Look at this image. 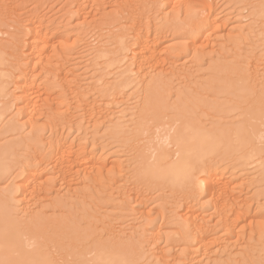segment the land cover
Wrapping results in <instances>:
<instances>
[{"label":"rangeland","instance_id":"374dc122","mask_svg":"<svg viewBox=\"0 0 264 264\" xmlns=\"http://www.w3.org/2000/svg\"><path fill=\"white\" fill-rule=\"evenodd\" d=\"M263 11L264 0H0V50L10 61L0 157L11 169L0 178V208L21 189L10 215L56 222L48 235L62 245L59 261L115 239L142 247L144 261L160 254L168 264H264V153L242 147L264 149ZM145 42L151 60L139 54L129 70L131 52ZM178 130L210 135L208 167L220 184L213 196L168 193L137 175L141 146H158ZM59 146L74 164L64 174L56 169ZM26 173L35 180L24 195ZM192 217L207 225L206 235L192 228ZM201 238L216 243L202 252Z\"/></svg>","mask_w":264,"mask_h":264},{"label":"bare ground","instance_id":"6f19581e","mask_svg":"<svg viewBox=\"0 0 264 264\" xmlns=\"http://www.w3.org/2000/svg\"><path fill=\"white\" fill-rule=\"evenodd\" d=\"M196 22H198L197 24H199V26H204V25H207V24L216 25V22H212L211 20L207 21L209 23H207L206 21L202 22V23L200 21V23H199L198 20ZM190 33L192 34L193 31H191ZM139 45H141V47H137V48H140V49L142 48L140 50V52L139 51L138 52H131L133 54L130 55L132 57H131V59H129V60H132L131 61L132 62L131 65H130V62L128 60V62H129L128 66L129 67L131 66V68L129 70L132 69V66L134 65V62L137 59H139V54H142V55L144 54L143 57L144 58L146 57V59H144V58L143 59L145 61L147 59H149V58H152L150 56V53H151L150 46H148L146 44V42H145L144 45H142V44H139ZM2 52L3 51H1V53H0V98H3V97H5V95H7V91H6V88H7L6 85L7 84L5 85V81L3 80V77L6 78V76H7L6 75V72H7L6 71V64L10 62L6 58L7 54L4 55ZM147 56H149V58H147ZM32 58L33 59L31 60V63L35 61L34 57H32ZM140 60L141 59H139V61ZM149 60H151V59H149ZM139 61H137V62H139ZM145 61L143 62V60H142L143 63H146ZM134 66H136V64ZM134 66H133V68H134ZM140 66H142V65H140ZM144 67H145V65H144ZM109 68H110V66H109ZM122 75H124V74L122 73L120 77H122ZM32 79H33V77H32ZM28 81H25V84L22 86L23 94L21 95V104L23 106L21 109L23 111L27 110L26 112H29V110H28L29 109V105H30V103H32V102H30V101H32L31 100L32 99V97H31L32 94H31V91H28V89L31 87L30 84H29L30 81H31V78H30V81L29 82ZM106 81H105V83H106ZM108 81H107V84H104V85H110L111 82L109 83ZM31 83H32V81H31ZM19 85H21V84H19ZM104 85H102L101 88L99 87L100 85L98 86L101 89V91L99 90L100 91L99 93H101V92L103 93V92L106 91L105 89L107 87L105 88ZM111 86L112 85H110V87ZM149 86H151V85H149ZM151 87L154 90L153 85ZM152 88L150 89V87H149L148 93L151 91L152 93L150 92V96H152V98H153V95L155 97V92L152 90ZM109 91H111V90L110 89L107 90V92H109ZM155 91H156V89H155ZM153 92H154V94H153ZM137 94L141 95L140 93H137ZM103 95H102V97H103ZM104 96H106V94ZM136 97H139V96L136 95ZM148 103L149 102H147L146 104L148 105ZM0 106H1V104H0ZM153 108H154L153 105L149 103L148 106L145 105L143 110L144 111H149L148 114H150V113H152L151 110H153ZM1 111H2V109H0V120L2 119V117H5L3 114H5L4 112H6L5 110L3 112H1ZM22 113H21V115H22ZM4 121H5V119H4ZM2 122H3V120H2ZM0 123H1V121H0ZM148 124H150V123H148ZM148 128L149 127L146 126L145 132H144V134H146L145 136H147L148 132H150V128L149 129ZM191 130L192 129H190V131ZM143 131H144V129H143ZM186 131H189V130H186ZM206 134H202L200 136L199 135L196 136V134L194 132L193 135H191V136L189 135V137H185L183 135V130H178V131H175V133L172 136L168 135L166 137V140L165 141L163 140L164 142L159 140L160 142H163V143L159 144L158 146L157 145L154 146L153 142L149 141L148 143H146L143 146H141L142 150H141V154H140V160H138V162H137V173H138L137 175L140 176L141 179H143L144 181L149 182L151 185H160V184L163 183L164 184V188L167 190L168 193L169 192L170 193H179V194H183V195L188 194V193H192L193 195L206 193L209 196H213L216 193V191L218 190L220 184L218 183L219 181L215 178L216 176L213 174L214 172L212 173L211 172L212 170L210 171L209 167H208V164H209V156L208 155H209V153H211L214 150V146H212V140L209 137L210 135L208 136ZM262 135H263L262 137H260V136L259 137H260L261 142L264 143V133ZM56 141H58V140H56ZM60 143L59 144L57 143V144L60 145ZM171 143L174 144V147H176V150L174 151V153L169 151V146L172 145ZM83 144L84 143H82V145ZM242 147H244V149H246V153L247 154L252 153L254 151H255V153L257 152V154H259L260 152L264 153V149H261V148H255L254 149L253 147H250V141H243ZM249 148L250 149L253 148V150L251 152H249L248 151ZM82 149H83V147H82ZM82 149H81V151L85 152V150L83 149L84 150L83 151ZM54 150H55V148H54ZM55 151L54 152L56 153V157L58 158V163L56 164V169H58L59 172H63L62 174H64V172H66V170L68 168L73 167L74 164H72L71 161H70L71 164H69V160L70 159H68V157H70V156H67L66 160H68V161L67 162L65 161L66 152L63 151L62 146L57 147ZM259 155H261V154H259ZM259 155H257V156H259ZM4 157L3 156H2V158L0 157V178L4 177L5 174H8V172H10V170H11V169L9 170V167L7 165V162H6L7 161V159H6L7 157H5V158ZM251 157L254 158L253 156H251ZM71 158H72V156H71ZM71 160H73V159H71ZM92 160H93V157H91V156L89 158H86V162H88L87 165H88L89 171L91 169L94 172L95 168L99 167V165L97 166V165L93 164L94 162H92ZM252 161H253V159H252ZM97 162L98 161H96V163ZM257 163H259V161H257ZM23 165L25 166V164H23ZM24 166H22V167H24ZM263 168H264V165H263ZM26 170H27V168H26ZM87 170H86V173L88 172ZM33 171L35 173L37 172V170L36 171L33 170ZM27 172H28V170H27ZM91 172H88V173H91ZM35 173H28V174L26 173L27 175L25 176L24 181H23V187H24L23 193L24 192L27 193V191H29L28 194H30V192H31L30 188H31V185H33V184H31V181L33 180V182H34L35 179H32V178H35L34 177ZM38 178H40V177H38ZM37 182H38V180H37ZM3 183H5V182H3ZM17 183L18 182L14 183L13 185H16ZM42 184H44V183H42ZM17 185L19 186L21 184L19 183ZM39 186H41V185H39ZM19 187H18V189H19ZM10 188L14 189V188H17V186L16 187L13 186V188L12 187H10ZM41 188H43V187H41ZM14 190H11L12 191L11 193H13V195L11 194L12 196H10V197L7 196L6 199H5V204L3 203L4 206H1V208H0V264H141L142 261H144V259L142 257V254H144L145 252H143L141 254L142 247L140 249V248H138L140 246L136 247L137 245L136 246L135 245H130V244L127 245L125 242H120V241L115 240V239L113 241H107V240H98V241L95 240V241H93L91 243V245L88 246V248H86L87 251H88V254L92 255L91 258H88L85 255V250L86 249L85 250L84 249L83 250H79L78 249V251L71 257V259H69L66 255H63L62 259L59 261V259H57L55 254L61 252L62 245H58L59 241L52 239L48 235V233H49L48 229L54 228V226L56 227L57 230L59 229L58 228V224H56V222H53V221L52 222H46L47 220L43 221L42 219L40 221L38 218H37V220L33 219L32 221H28L29 220L28 219L27 220L28 222L15 221L16 219L14 220L13 219L14 217H12L10 215V209L12 207L11 203L17 204L16 201L18 202L20 200V199L19 200L14 199L15 200V202H14L12 200V198H15V197H13L15 195L14 193L17 194V192H21L20 191L21 189L18 190V191L16 190L17 192H15ZM7 192H9V191H7ZM9 195H10V192H9ZM24 195H25V193H24ZM143 214H145V213H143ZM162 214H163V212H162ZM168 215L164 218V219H166L165 221L169 220ZM149 217H150V215H149ZM34 218H36V217H34ZM142 218H143V215H142ZM192 218H191V220H192ZM196 218L195 219L193 218L194 220L191 223V225L193 226L192 228L200 229L199 231L202 230L201 232H203V229H205L204 231H205V235H206V227H207V225H206L205 228H203V225L197 223V220H198L199 217L197 219ZM224 226H226V224ZM230 226H232V225H230ZM189 227H190V225H189ZM229 228H231V227H229ZM229 228H227V229H229ZM51 230H49V231H51ZM192 231H193V229H192ZM195 231L197 232V233L195 232L196 234L199 233V235H200V232H198V230H195ZM193 232H192V234H194ZM157 235H159V232H158ZM188 235H191V233L190 234L188 233L187 237H189ZM159 237H161V236L159 235ZM191 239H194V238L191 237ZM199 240H200V242L197 243V245L201 244L200 247H199L200 250L203 247L204 248L209 247L210 243H212V242H213V244L216 243V240L212 241V242L205 241V240H203V238H201ZM188 242H190V241H188ZM191 242H192V240H191ZM194 243H195V241H194ZM191 244H193V242ZM195 248H196V246H195ZM188 251H186L187 253L184 251V254H185V256L187 254L188 257H189L191 255V253L188 254ZM190 251H192V249H190ZM193 251H195V249ZM198 251L199 250H197V251H195L193 253L194 254L195 253L198 254ZM201 251L203 252V250H201ZM201 251H199L200 254H202ZM153 255H155V254H153ZM159 255H157L158 257H154L153 259L149 258L150 256L147 255L149 260L147 259L148 261H146V258H145V261L147 262V264H160V263H162L161 261H164L163 258H165V257H163L162 255H160V256ZM151 257H153V256H151ZM188 257H187V259H188ZM166 258H167V256H166ZM197 258L198 257H196V261L199 262L198 260L200 258L198 260H197ZM185 260H183L182 262H184ZM175 261H176V259H175ZM179 261H181V260H179ZM144 262H143V264H144ZM146 262H145V264H146ZM163 263H167V262L164 261ZM176 263H181V262H176ZM189 263L192 264V262H189ZM171 264H172V262H171Z\"/></svg>","mask_w":264,"mask_h":264}]
</instances>
